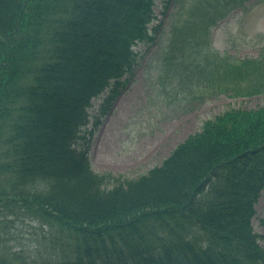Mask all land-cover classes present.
<instances>
[{"label":"trees","instance_id":"trees-1","mask_svg":"<svg viewBox=\"0 0 264 264\" xmlns=\"http://www.w3.org/2000/svg\"><path fill=\"white\" fill-rule=\"evenodd\" d=\"M171 1H161L162 14ZM155 2L0 0V210L55 227L58 264H264L252 221L264 188V103L207 118L136 178L91 168L92 100L104 112L132 75L134 47L156 42ZM210 10L197 9L196 28L170 38L168 51L199 45ZM191 66L202 68H178L180 82L195 79L191 94L204 81L212 94H264V55L219 60L201 80ZM24 252L0 249V264H35Z\"/></svg>","mask_w":264,"mask_h":264},{"label":"rangeland","instance_id":"rangeland-1","mask_svg":"<svg viewBox=\"0 0 264 264\" xmlns=\"http://www.w3.org/2000/svg\"><path fill=\"white\" fill-rule=\"evenodd\" d=\"M161 1L156 0L154 6L157 19L153 24L160 22L156 42L149 47L143 44L134 47L139 58L132 75L126 76L129 79L126 86L102 113L98 112L100 99L92 100L88 124L91 131L89 159L96 173L136 178L161 164L173 148L199 130L207 118L231 107L256 109L264 103V94L234 96L230 90L212 94L207 81L202 90L191 94L188 81L195 82V79L180 82L182 75L178 69L182 60L199 61L203 69L195 70L194 66L189 69L193 67L192 76H200L201 80L205 74H211L204 66L219 60L239 63L242 59L264 55V0H173L165 14L161 12ZM206 7L214 10L215 18L206 29L197 27L199 33L194 37L201 41L199 45L196 40H188L191 50L177 43L168 51L170 38H179L181 29L196 28L201 15L197 9ZM176 19L177 30L173 28ZM199 47L205 48L201 54ZM172 48L176 50L174 54ZM246 70L251 73L249 68ZM255 210L254 229L264 235L261 223L264 189ZM3 215L9 212L0 210V249L22 247L25 256H29L28 261L33 260L35 264L61 262L60 235L55 227L33 223L21 213ZM260 242L264 248V237Z\"/></svg>","mask_w":264,"mask_h":264}]
</instances>
